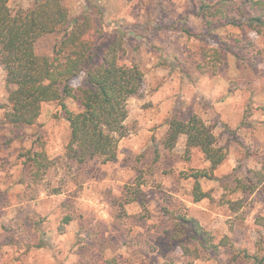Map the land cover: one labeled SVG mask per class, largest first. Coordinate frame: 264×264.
<instances>
[{"label": "rangeland", "instance_id": "rangeland-1", "mask_svg": "<svg viewBox=\"0 0 264 264\" xmlns=\"http://www.w3.org/2000/svg\"><path fill=\"white\" fill-rule=\"evenodd\" d=\"M32 1L8 0V5L16 10ZM163 2L157 10L154 3L137 0H63L71 18L94 3L106 25L126 33L121 60L139 65L143 87L127 101V134L118 141L113 162L78 165L66 159L69 128L56 101L42 103L32 126L0 127V264H251L249 256L264 255V34L234 27L215 31L253 63L242 72L229 53L212 74L200 46L203 39L215 43L191 35L202 26L192 0ZM60 37L41 36L36 53L51 55ZM248 39L261 54L252 55ZM8 89L0 65V115ZM66 103L74 112L81 109L76 98ZM173 114L183 119L196 114L212 126L216 144L228 150L225 161L212 168L198 149H186L184 135L165 148ZM30 148L53 161L39 181L19 156ZM246 176L263 183L243 193L235 185ZM196 192L206 196L197 200ZM180 216L197 220L214 242L227 237L231 244L220 247L216 257L183 254L182 242L190 248L195 243Z\"/></svg>", "mask_w": 264, "mask_h": 264}, {"label": "trees", "instance_id": "trees-1", "mask_svg": "<svg viewBox=\"0 0 264 264\" xmlns=\"http://www.w3.org/2000/svg\"><path fill=\"white\" fill-rule=\"evenodd\" d=\"M137 1L147 2V5L154 3L157 10L164 5L163 0ZM192 2L202 26L199 32L191 35L210 37L215 43L210 46L203 39L200 46L212 74L218 72L229 53L235 57L241 71H245L253 63L250 57L235 51L234 42L226 36H215L214 32L234 27L264 34V0ZM102 16L101 9L94 3L79 16L71 18L63 0H33L29 7L16 10L10 8L8 0H0V65L9 87L7 107L0 115V127L13 130L32 126L37 123L42 103L56 101L69 128L65 157L78 165L93 159L102 163L117 159L118 141L127 134V101L141 91L144 81V73L137 63L121 60L127 45L126 33L106 25ZM186 17L180 18L179 23L184 24ZM179 29L190 33L186 26ZM51 33H61L53 45L52 54L36 53L37 40ZM247 42L246 47L252 49V55L261 54L262 50L255 49L250 39ZM80 75H83L81 84L73 86L71 82ZM68 98L78 99L81 109L72 111L66 103ZM182 135L186 137V149H198L212 168L227 158L226 146L216 144L212 126L198 115L191 114L183 119L173 114L168 120L164 147L173 148ZM19 156L23 157L22 164L33 181L41 180L53 162L45 151L32 148ZM260 173L254 171L256 176ZM245 178L236 180L235 185L243 193H253L263 183L261 178L256 182ZM196 194L197 200L206 196L202 192ZM235 204L238 205L236 209L240 207L238 202ZM178 219L195 243L194 248L184 242L180 244L185 255L197 258L202 252L207 257H216L220 247L231 244L227 237L214 242L213 234L192 217L180 216ZM68 220V216L62 220L61 231ZM40 234L44 238L41 242L45 243V234ZM249 258L251 264H264V255L254 254Z\"/></svg>", "mask_w": 264, "mask_h": 264}]
</instances>
